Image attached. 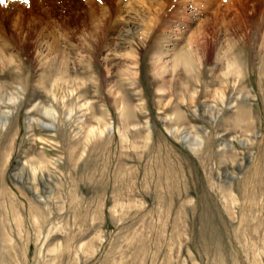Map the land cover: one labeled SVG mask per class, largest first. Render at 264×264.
Masks as SVG:
<instances>
[{
	"label": "rangeland",
	"instance_id": "obj_1",
	"mask_svg": "<svg viewBox=\"0 0 264 264\" xmlns=\"http://www.w3.org/2000/svg\"><path fill=\"white\" fill-rule=\"evenodd\" d=\"M0 110V264H264V0H0Z\"/></svg>",
	"mask_w": 264,
	"mask_h": 264
},
{
	"label": "bare ground",
	"instance_id": "obj_2",
	"mask_svg": "<svg viewBox=\"0 0 264 264\" xmlns=\"http://www.w3.org/2000/svg\"><path fill=\"white\" fill-rule=\"evenodd\" d=\"M143 2V1H142ZM14 103V98L12 99V101ZM33 107V106H32ZM41 108H42V112L44 114H46L47 116H49L52 120H56V115L57 113H55L51 108H47L46 106H43L41 105ZM128 109L126 111L123 112L124 113H127ZM71 113V110L69 109L66 113V118L69 117L68 115H70ZM126 116V115H124ZM126 118V117H125ZM8 119V113L6 111H3V110H0V128H3L5 125H6V121ZM33 119V118H32ZM30 120V119H29ZM124 123V122H123ZM110 129L109 126H107V129ZM92 133L94 134V136H96L97 134V131L96 129L92 131Z\"/></svg>",
	"mask_w": 264,
	"mask_h": 264
}]
</instances>
